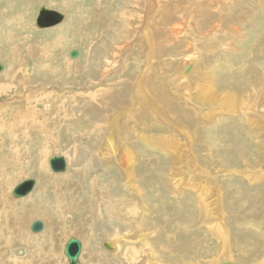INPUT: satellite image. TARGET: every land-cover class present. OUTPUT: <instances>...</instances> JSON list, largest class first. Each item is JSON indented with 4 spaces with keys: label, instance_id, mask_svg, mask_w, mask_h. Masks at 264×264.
Instances as JSON below:
<instances>
[{
    "label": "rangeland",
    "instance_id": "obj_1",
    "mask_svg": "<svg viewBox=\"0 0 264 264\" xmlns=\"http://www.w3.org/2000/svg\"><path fill=\"white\" fill-rule=\"evenodd\" d=\"M18 1L5 0L0 4V54L8 57L14 39H26L27 47L21 48L17 62L31 67L23 76L30 75L31 71L37 78L32 83L14 82L18 88L0 96V201L3 205L2 208L0 204V264H14L7 258H12L15 251L27 248L25 243L18 242L20 238L31 242L29 255L21 264H68L63 252L70 238H77L82 243V264H92L95 257V264H122L121 254L104 248L103 243L110 240L119 244L122 253L130 248L144 251L136 264H160L159 259H162V264H204L222 247L220 242L217 244L211 238L209 226L213 222L219 226L216 229L227 232L224 224L231 220L229 213L234 212L242 217V221L236 219L227 226L231 233L238 235L232 242L238 240L243 245L248 238L260 245L253 251H241L244 254L236 249L233 260L222 259L214 264H264V184L249 189L246 179L232 178L223 173L229 168L241 172L249 168L254 176L262 171L264 0H236V5L232 6L234 10L224 11L221 16L217 12L220 8L226 10L223 0H150L153 19L149 23L145 16L148 0H72V7L71 0H44V4L40 0L30 17L35 15L36 18L39 8L44 5L65 16L59 25L42 30L37 29L35 22L31 23L28 17L25 20L30 24L18 19L9 24L14 16L24 12L25 6L33 4L32 0ZM5 7L8 15H3ZM13 7L11 11L9 8ZM167 11L174 19L166 29ZM203 14L206 16L201 18ZM17 20L18 23L14 24ZM180 22L185 24L184 29L191 38L185 34H173L172 27ZM215 23L220 26L213 34L211 30ZM52 31L49 38L43 36ZM163 32H166L164 36L159 35ZM39 37H44L45 42L58 41L53 45L49 43L54 53L53 58L46 62L49 70L45 73L34 71L38 61H27L26 56L28 47L35 45ZM71 49L80 52L79 57L73 60L76 64H72V68L69 67L71 62H67ZM190 63L195 65L192 79L182 81L181 76ZM0 64L10 68L15 61L0 57ZM4 75L6 73H0V77L6 80L2 77ZM98 89L118 91L94 99ZM38 90L56 94L55 101L50 99L55 109L63 100H69L68 111L55 118L52 108L48 115L44 111L48 101L41 98V101H36L37 111L31 113L29 97ZM225 92L227 102L224 106L223 103L219 105ZM81 93L84 98H79ZM168 102L174 108V116H171ZM48 104L49 108L53 106L50 102ZM116 115H120L118 126L114 121ZM210 120L213 122L208 123ZM251 121L256 129L248 125ZM98 125L99 130L96 128ZM248 126L254 134L249 132ZM86 130L90 131L86 134ZM25 131L30 138H26ZM142 134L157 142L162 140L160 143L165 141L166 144L161 145L166 150L170 144L172 146L167 153H155L147 145L139 144L136 141L138 137L134 138ZM56 139L58 144L54 143ZM70 149L77 150L74 157L69 153ZM126 149H131L134 159L137 155L135 170L143 174L141 182L140 176L137 180L132 176L130 180L127 176L129 172L127 174L126 170L130 171L131 167L124 155ZM168 153L182 157V161H177V167L173 163L171 168ZM68 154L70 165L67 173L54 174L48 167V159L54 155L68 157ZM27 179L37 180L39 194L34 196L32 192L30 196L35 203L22 206L26 212L14 217L18 210L15 202L27 200L29 196L15 200L12 191ZM138 183L142 184L144 196L140 195ZM191 185L197 186V191H191ZM174 188L182 194H177ZM93 194L100 198L104 195L108 205L94 201L91 198ZM220 194L226 203H221ZM195 196H199L203 203L207 202L206 207L199 205ZM231 199H234L233 205ZM130 202L138 206L134 205L135 216L127 212L126 206ZM9 203L13 206L10 207ZM198 205L204 208L202 217ZM143 213L148 214L144 216ZM68 217L72 219L73 226H67ZM126 217H132L134 221L129 222ZM19 220L20 228L15 231L14 224ZM34 220H41L45 228L52 230L41 242L29 239L38 237L29 229ZM237 221L243 223L242 228ZM246 223L254 225L253 232L247 230L249 226ZM63 228H66L65 232ZM12 237H19L13 246L9 242L14 239ZM191 241H196L197 254L191 252L194 247L188 252L181 251L182 248L177 250L178 244L184 242L182 246L186 248L185 244L190 246ZM200 248L202 250L198 251ZM173 249L175 254H171Z\"/></svg>",
    "mask_w": 264,
    "mask_h": 264
},
{
    "label": "bare ground",
    "instance_id": "obj_2",
    "mask_svg": "<svg viewBox=\"0 0 264 264\" xmlns=\"http://www.w3.org/2000/svg\"><path fill=\"white\" fill-rule=\"evenodd\" d=\"M4 1L5 0H1V2H0V4L3 2L4 3ZM39 1L40 0H32V2H33V6L32 5H27V6H25V10H24V12H22L20 15L18 14L17 16H14L13 18H12V20L9 22V24L11 23V22H13V21H15L16 19H18V20H22V23H28V24H30V22H31V17L29 16V15H31V13L33 12V10H34V8H35V5L36 4H39ZM43 1L44 0H42V4H44L43 3ZM52 1V0H51ZM65 1V0H64ZM72 1V0H71ZM79 1V0H78ZM149 1L150 0H148V3H149ZM153 1V0H152ZM156 1V0H155ZM155 1H154V3H155ZM224 1V3H225V9L226 10H224V8H220V9H218V16H221L223 13H224V11H230V10H234V8H232V6H235L236 4H235V1L236 0H223ZM240 1H242V0H240ZM18 2H22V3H25L26 2V0H19ZM66 2V1H65ZM68 2V1H67ZM73 2L74 1H72V5H71V3H70V5H71V7L74 5L73 4ZM51 3V2H50ZM54 3V2H53ZM52 3V4H53ZM49 4V3H48ZM61 4V3H60ZM51 5V4H50ZM65 5H66V3H65ZM149 5V7L147 8L148 10L146 11V14H145V16H146V21H147V23H149V22H151L152 21V19H153V11H152V6H150V3L148 4ZM218 5V4H217ZM216 5V6H217ZM220 5V4H219ZM45 6V5H44ZM156 6V5H155ZM47 9H49V10H51L49 7H47V6H45ZM52 7V6H51ZM70 7V6H69ZM169 8V7H168ZM5 10V14H3V15H8L7 14V11H8V9H7V7H5L4 8ZM11 11L14 9V7L13 8H9ZM23 9V8H22ZM184 10V9H183ZM217 10V9H216ZM201 11V10H200ZM213 11V10H212ZM3 12V11H2ZM250 12V11H249ZM4 13V12H3ZM33 14V13H32ZM69 14V13H68ZM167 19H166V29L170 26V23H172V20L174 19L173 18V15L169 12V11H167ZM196 14V13H195ZM206 14V13H205ZM205 14H203V16L201 15L200 17L202 18V17H204V16H206ZM3 15H1V17L3 16ZM75 16V15H74ZM210 16V15H209ZM26 17H28L29 18V20H30V22H29V20L26 22V20H25V18ZM69 17H71V16H69ZM74 18V17H73ZM199 18V17H198ZM68 19V18H67ZM18 20L14 23V24H17L18 23ZM73 20V19H72ZM6 21V20H5ZM175 22V21H174ZM203 22H204V20H203ZM205 22H207L206 20H205ZM212 22V21H211ZM21 23V24H22ZM32 23V22H31ZM178 23V22H177ZM183 23V22H182ZM208 23V22H207ZM217 23V22H216ZM215 23V26H213L212 27V30H211V33H213L214 34V32H216V30L218 29V27L220 26V25H218V24H216ZM9 24H7V26L9 25ZM64 24V23H63ZM74 24V23H73ZM197 24V23H196ZM201 24V23H200ZM204 24V23H203ZM185 24H181V22H180V24H178V25H175L174 27H172V31H173V34L175 33L176 35H180V34H185L187 37H189V38H191V35L184 29L185 28V26H184ZM210 25V23L208 24V26ZM212 25H214V24H212ZM203 26V25H202ZM207 26V27H208ZM73 27V26H72ZM194 27H196V26H194ZM205 27V26H204ZM37 28V27H36ZM60 28V27H59ZM187 29H188V26L186 27ZM230 28V27H229ZM38 29V28H37ZM58 29V28H57ZM28 30V29H27ZM146 30V29H145ZM191 30V32H192V29H188V31H190ZM11 31V30H10ZM29 31V30H28ZM166 31V30H165ZM183 31H185L184 33H182ZM197 31V30H196ZM145 32H147V31H145ZM190 32V33H191ZM14 33H15V31H14ZM143 33V32H142ZM148 33V32H147ZM166 33V32H165ZM164 32L163 33H160L159 35H163L164 36V34H165ZM53 34V31H52V33H44L43 34V36H45V37H48L49 38V36H51ZM149 34V33H148ZM194 35V34H193ZM212 35V34H211ZM11 38H13L14 39V36L13 35H11L10 36ZM62 37H63V35H62ZM148 39H149V36L147 37ZM146 38V39H147ZM198 38V37H197ZM4 39V38H3ZM8 39V38H7ZM145 39V38H144ZM193 39H194V41H197L194 37H193ZM149 40H151V39H149ZM208 40V39H207ZM175 41V40H174ZM25 43H26V39H24L23 41L20 39L19 41L18 40H15L14 39V42H13V44H12V46H13V49L10 51V52H8L9 54H8V57L7 56H1L2 54H0V57H2V58H6V59H8V60H12L13 62L15 61V64H14V66H12V67H10V68H7L6 67V65L4 64H2L3 66H5L4 67V70L2 71L3 73H6V75H4V76H2V77H4L6 80H4V79H2L1 77H0V96H1V93H8V92H12L14 89H17L18 87H16V86H14V82H16L17 84H19V83H21V84H23V83H32V81H33V79L34 78H37L35 75H32L31 74V71H30V75H28V76H26L27 74H28V72H29V70L31 69V67H26L25 65H23L22 66V62H17L18 61V59H19V57H20V51H21V48H23V47H27V46H25ZM49 43L50 44H55V43H58V41L56 42L55 40L52 42V41H50V40H46V42H45V38L44 37H39V40L36 42V44L35 45H33V46H29L28 47V49H27V61H28V59H34V60H37L38 62L36 63V65L34 66V68H33V70L34 71H41V72H43V73H45V72H47L49 69L48 68H46V62H49L52 58H53V53H54V51L49 47ZM196 43V42H195ZM65 44V43H64ZM196 46V45H195ZM78 50V49H77ZM70 52V51H69ZM80 53V52H79ZM21 55H22V53H21ZM69 56V55H68ZM24 59V58H23ZM66 59H67V56H66ZM24 62H25V59H24ZM23 62V63H24ZM67 62H71V65L69 66L70 68H72L74 65H72V64H76V62H74L73 60H71L70 59V56H69V59L67 60ZM69 65V64H68ZM190 65H192V70H191V72L190 73H188V75H185V73L183 72V74H182V76H181V80L182 81H187V80H189V78L191 77V75L194 73V71H195V65H194V63H190V64H188L187 65V68L190 66ZM229 66H230V64H229ZM46 69V70H45ZM185 71V70H184ZM247 73V72H246ZM23 74H26V75H24L23 76ZM236 76V75H235ZM190 79H192V78H190ZM224 83H225V81H224ZM54 84V83H53ZM20 87H23V85L22 86H20ZM111 89V88H110ZM114 89V88H113ZM216 89V88H215ZM227 89V88H226ZM44 90V89H43ZM217 90V89H216ZM215 90V91H216ZM224 90V89H223ZM24 91V90H23ZM118 90H115V91H111V90H105V89H98L97 91H95V93H94V95H93V97H94V99H99L100 97H103V96H110L112 93H115V92H117ZM218 91V90H217ZM178 92V91H177ZM17 93V92H16ZM31 96L29 97V99H30V102H31V105H32V107H31V113H35L36 111H37V106H35V105H37L38 103H36V101H41V98L42 99H46L47 101H48V103L50 102V105H53V103H52V101L50 100V99H52L53 98V100L55 101V99H56V94L55 93H53V92H51V93H44V92H42V91H37L36 93H32V94H30ZM89 95V94H88ZM176 96V95H175ZM91 97V94H90V96H88V98H90ZM223 97V98H222ZM222 97H221V100H219V105H222V103H223V106L226 104V102H227V93L225 92L223 95H222ZM23 98V97H22ZM38 98V99H37ZM55 98V99H54ZM79 98H84V95L81 93L80 95H79ZM133 98H136V96H133ZM34 100V101H33ZM60 101H62V100H60ZM69 100H67V101H62V102H60L61 103V105L59 106V108L58 109H55V107H54V105L51 107L50 106V108L48 107V103L47 104H45V109L46 110H44L46 113H48V115H49V112H50V109H52V108H54V110L55 111H53V112H55L53 115H54V117L55 118H59V116L61 115V113L63 112V111H68V107H67V102H68ZM169 103V102H168ZM16 104V103H15ZM170 104V106H171V103H169ZM23 105V104H22ZM167 105V104H166ZM24 106V105H23ZM212 106V105H211ZM9 107H10V105H9ZM170 108V107H169ZM254 108V107H253ZM14 109V108H13ZM19 109V108H18ZM15 110V109H14ZM21 110V109H20ZM155 110V109H154ZM171 110H172V114L173 115H171V114H169V115H171V116H174L175 115V113H174V108H173V106H171ZM133 111V110H132ZM52 112V111H51ZM232 113H233V111H231ZM251 112V111H250ZM130 113V112H129ZM128 113V115H130ZM214 113V112H213ZM212 113V114H213ZM235 113V112H234ZM119 114H121V113H119ZM132 114V113H131ZM134 114V113H133ZM248 114H251V113H248ZM252 114H254V113H252ZM0 115H1V112H0ZM127 114L125 115V116H128ZM131 116V115H130ZM130 116L128 117V119L130 118ZM135 116H136V114H135ZM120 117V115L118 116V115H116V117L114 118L115 120L114 121H116L118 124H116V123H114V124H116V126H118L120 123H119V120L118 119H120L119 118ZM124 117V116H123ZM142 117V116H141ZM122 118V117H121ZM207 118H209V116L207 117ZM263 118V120H264V117H262ZM176 119V118H175ZM210 119H212L213 121H214V117L213 116H210ZM2 120V119H1ZM140 120V119H139ZM177 121H179L178 119H176ZM212 120H210V122H208V123H212L213 121ZM128 121V120H127ZM127 121L125 122V123H127ZM208 121V120H207ZM143 122V121H142ZM4 123V122H3ZM181 123V122H180ZM254 122H250L248 125L249 126H251L253 129H256V127H254L252 124H253ZM24 124V123H23ZM21 125V124H20ZM248 126V129H249V132L251 133H253V130L251 129V127H249ZM98 130H99V125L96 127ZM185 129V128H184ZM36 130V129H35ZM93 130H95V129H93ZM90 130H86V134L89 132ZM96 131V130H95ZM94 131V132H95ZM26 132V131H25ZM250 133H249V135H250ZM97 134V133H96ZM254 134V133H253ZM14 135L16 136L17 135V133H14ZM24 135V134H23ZM25 136H26V138H30V136H29V134H28V132H26L25 133ZM91 137V136H90ZM136 137H138L137 139H136V141L139 143V144H143V145H147L148 147H149V149L151 150V151H153V152H155V151H158V152H160V151H163V152H165V153H167L168 152V149L172 146V144H170L169 145V147H168V149L166 150L165 149V147L163 146V145H161V144H166V142L164 141V143H160V141H162V140H160L159 142H157L156 140H154V139H152V138H150L149 136H145V135H136V136H134V138H136ZM98 140V139H97ZM169 140V139H168ZM172 140V139H171ZM14 141H15V139H14ZM173 141V140H172ZM175 141H176V139H175ZM238 141V140H237ZM177 142V141H176ZM242 142V141H241ZM54 143H56V144H58V139H56V140H54ZM164 144V145H165ZM174 144V143H173ZM177 145V144H176ZM176 145H174V147H176ZM57 146V145H56ZM166 147V148H167ZM179 147V146H178ZM130 148H131V146H130ZM145 148V147H144ZM147 148V147H146ZM180 148V147H179ZM97 149V148H96ZM180 150V149H179ZM76 152H77V150L76 149H70L69 150V153L71 154V156L72 157H74L75 155H76ZM116 152V151H115ZM125 153H124V155L126 156V162H127V164H128V166H130L131 168H130V171L129 170H126V172H127V174H128V172H129V174L127 175L128 177H130V180H131V176H132V178H133V180L136 178V180H137V178H138V176H140V182H141V179H142V175H140L135 169H136V167H137V163L138 162H136L135 161V159H136V156L137 155H135V159H134V157H133V155L131 154V149H126L125 151H124ZM187 152V151H186ZM134 153V152H133ZM156 153V152H155ZM182 153V152H181ZM189 153V152H188ZM118 154V153H117ZM146 154H147V152H146ZM161 154V153H160ZM169 154V153H168ZM184 154V153H183ZM170 155V154H169ZM68 157H64V158H66V161H67V170H68V168H69V165H70V158H69V154L67 155ZM171 156V155H170ZM42 157V156H41ZM97 157V156H96ZM176 157L178 158V160H176ZM51 158V157H50ZM49 158V159H50ZM107 158V157H106ZM49 159H48V161H49ZM40 160V159H39ZM69 160V161H68ZM72 160V159H71ZM198 160V159H197ZM144 161V160H143ZM177 161L178 162H180V161H182V157L180 156H177V155H172L171 156V168H172V164L173 163H175V167H177ZM199 162H200V160H198ZM244 161V160H243ZM26 162V161H25ZM74 163V162H73ZM141 163H142V161H141ZM191 163H193V162H191ZM72 164V163H71ZM135 164H136V166H135ZM195 164H196V162H195ZM200 164V163H199ZM49 165V164H48ZM197 165V164H196ZM247 165V164H246ZM96 166V165H95ZM193 166V165H192ZM199 166V165H198ZM43 167H44V164H43ZM49 167V166H48ZM194 168H195V166H194ZM201 168V167H200ZM232 168V167H231ZM249 169V168H248ZM247 168H246V170L245 171H243V172H241L239 169L238 170H230V168H229V170L226 172V171H224L223 173L224 174H226V175H228V176H230L231 175V177L233 178V177H236V178H238L239 177V179L240 178H242V179H246V181H247V187L250 189V188H255V187H259V186H262L261 184H264V170L262 169V171L260 170V171H258L257 172V174L254 176V174H252V172H251V170H248ZM173 170H174V168H173ZM256 170V169H255ZM139 171V170H138ZM141 171V170H140ZM200 171H202V170H200ZM211 171V170H210ZM210 171L208 172V173H210ZM174 172V171H173ZM186 172V171H185ZM185 172H184V174H185ZM196 172V171H195ZM67 173V172H66ZM171 173V172H170ZM201 173H203V172H201ZM259 173V174H258ZM65 174V173H64ZM171 174H174V173H171ZM204 174V173H203ZM57 175H63V174H57ZM177 175V174H176ZM176 175H174V176H176ZM205 175V174H204ZM204 175H201V176H203L204 177ZM68 176V178H69V176L70 175H67ZM173 177V176H172ZM178 177V176H177ZM206 177V176H205ZM215 177H217V176H215ZM228 178V177H227ZM100 179V178H99ZM202 178L200 177V180H201ZM219 179V178H218ZM94 180V179H93ZM175 180H177V179H175ZM182 181V180H181ZM192 181V180H191ZM195 181V180H194ZM206 181H208V180H206ZM85 182V181H84ZM96 182H97V179L95 180V181H93L92 182V185L93 186H95L96 185ZM177 182V181H176ZM184 182V181H183ZM199 182V181H198ZM205 182V181H204ZM220 182V181H219ZM188 183V182H187ZM190 183V182H189ZM192 183V182H191ZM206 183V182H205ZM38 184L39 183H37V180H36V185H35V187H34V189H33V193H32V195L34 194V196H35V194H39V192L38 191H40V187H38ZM139 184V183H138ZM201 184H202V182H201ZM244 184V183H243ZM179 185V184H178ZM195 185V184H194ZM194 185H191L190 186V188L189 189H191V191L192 190H195L196 189V187L197 186H194ZM197 185V184H196ZM230 185H232V184H230ZM93 186H91V188L93 187ZM103 186V185H102ZM130 186V185H129ZM176 186V185H175ZM188 186V185H187ZM199 186V185H198ZM206 186H207V184H206ZM233 186H235V185H233ZM97 187V186H96ZM95 187V188H96ZM221 187V186H220ZM180 188H181V186H180ZM42 189V188H41ZM44 189V188H43ZM175 189V188H174ZM185 189V188H184ZM222 189V188H221ZM224 189V188H223ZM222 189V190H223ZM93 190V189H92ZM102 190L104 191L105 190V188L103 187L102 188ZM131 190V189H130ZM134 190V189H133ZM138 190L141 192L140 193V195L141 196H144V190L142 189V184L140 183L139 185H138ZM176 190V192H177V194H182V192H180V190L179 189H175ZM174 190V191H175ZM179 190V191H178ZM132 191V190H131ZM173 191V192H174ZM187 191V190H186ZM195 191H197V190H195ZM219 191H221V190H219ZM203 192H205L204 190H203ZM132 193H133V191H132ZM196 193V192H195ZM205 193H207V192H205ZM223 193V192H222ZM91 194V193H90ZM102 194V193H101ZM31 195V196H32ZM206 195H208V194H206ZM219 195V194H218ZM221 195V194H220ZM225 195V194H224ZM29 196V199H27V200H24V201H21V202H19V203H17V202H15V201H13V202H15V204H14V206L18 209L16 212H15V214H14V217H18V216H20V215H22V214H24L25 212H26V210L27 209H25V210H22L21 209V207L22 206H27V205H31V204H34L35 203V199H33V197H31L30 196V194L28 195ZM37 196V195H36ZM91 196V195H90ZM140 196V197H141ZM222 196V195H221ZM114 197V196H113ZM196 198V201H197V203H199V205H202V204H206L205 202L203 203V201H202V199L199 197V196H195ZM203 197H206V196H203ZM202 197V198H203ZM91 198L94 200V201H98L99 202V204H101V205H104V206H107L108 204H107V202L105 201V199L106 198H104V195L102 196V198H100V197H96L95 196V194H93L92 196H91ZM221 198V203H226V201H225V198H224V196H222V197H220ZM219 198V199H220ZM24 199V198H23ZM204 199V198H203ZM16 200V199H15ZM18 200H22V199H18ZM135 200V199H134ZM208 200V199H207ZM122 201V200H121ZM137 202V201H136ZM147 202V201H146ZM215 202V201H214ZM228 202V201H227ZM123 203H124V201H123ZM122 203V204H123ZM0 204L2 205V202L0 201ZM139 204V203H138ZM137 204V205H138ZM231 204L233 205L234 204V199H231ZM9 205H10V207L11 206H13V203H9ZM69 205V204H68ZM134 205L136 206V204H135V202H134V204H131V202L126 206V208H127V212H128V214L129 215H131V216H135V210H134V208H136V207H138V206H136V207H134ZM199 205H198V207H199ZM207 205V204H206ZM206 205H205V207H206ZM209 205V204H208ZM74 206V205H73ZM77 206V205H76ZM144 206V205H143ZM203 206V205H202ZM204 207V206H203ZM203 207H199L200 208V210H201V212H200V215H201V217H202V213H203ZM222 207V206H221ZM2 208H3V205H2ZM89 208V207H88ZM87 208V209H88ZM145 208V207H144ZM66 209V208H65ZM79 209V208H78ZM82 209V208H81ZM100 209V208H99ZM86 210V209H85ZM95 210V209H94ZM145 210V209H144ZM207 210V209H206ZM73 211H75V210H73ZM81 211V210H80ZM90 211H91V209H90ZM93 211V210H92ZM209 211V210H208ZM142 212V211H141ZM145 212V211H144ZM207 212V211H206ZM224 212V211H223ZM72 213V212H71ZM91 213V212H90ZM95 213V212H94ZM98 213V212H97ZM235 213L236 212H234V213H229L230 215H231V220L229 221V222H226L225 224H224V228L227 230V232L225 231V232H223L222 230H220V229H216V227L218 228L219 226L217 225L216 226V224H214L213 222H212V226H209L210 225V223H209V225H205L206 227H208L209 226V232L211 233V235H212V239L214 238V240L216 241V243L218 244V242H220L221 243V245H222V247H221V249H220V251H219V253L218 254H216L215 256H212V257H210V258H212V259H208L204 264H214V262H219V261H221L222 259H224V260H228V259H230V260H233V257H235V255H234V253H236V251H234V250H239L240 252L241 251H245V250H252L253 251V249H258V246L260 245V244H258V242H254L253 240H248V238H247V241H246V244L245 243H243V245H241V244H239L238 243V240H237V242L235 241L234 243L232 242V240H233V238H235L236 236H238V235H235L236 233H231V231L229 230V228L227 227L228 225H230L231 224V221H233V222H235L236 221V219L237 220H241L242 221V217H239V216H236L235 215ZM103 214V213H102ZM101 214V215H102ZM138 214V213H137ZM147 214L148 213H143V215L144 216H147ZM106 215V214H105ZM219 215H221V214H219ZM84 216H86V215H84ZM138 216V215H137ZM199 216V215H198ZM91 217H93V216H91ZM208 217V216H207ZM97 218H99V216L97 217ZM101 218V217H100ZM99 218V219H100ZM127 218V217H126ZM135 218H137V217H135ZM106 219V218H105ZM128 219V218H127ZM132 217L131 218H129L128 220H129V222L130 221H132ZM202 219V218H201ZM127 220V221H128ZM34 221H37V220H34ZM33 221V222H34ZM41 221V220H40ZM47 221V220H46ZM103 221V220H102ZM134 221V220H133ZM132 221V222H133ZM32 222V223H33ZM49 222V221H48ZM31 223V224H32ZM51 223V222H50ZM49 223V224H50ZM79 223V222H78ZM77 223V224H78ZM206 223V222H205ZM237 223L239 224V227H241L242 226V224L243 223H240V222H238L237 221ZM66 224H67V226L69 227V226H71L72 225V219L70 218V217H68L67 218V220H66ZM80 224V223H79ZM122 224V223H121ZM20 225H21V222H20V220L18 221V223L15 225L14 224V226H15V231H17L19 228H20ZM46 225H47V223H46ZM215 225V226H214ZM245 225H248L247 227V230H251L252 232H253V229H254V225L253 224H248V223H246ZM73 226V225H72ZM53 226H51V228H52ZM57 227V226H56ZM132 227V226H131ZM239 227H238V229H239ZM251 227V228H250ZM48 227H46L45 228V225H44V228H43V230H44V232H40V234H42L43 233V235H41V237H40V234L39 233H32L31 232V229H30V232L32 233V234H35V235H38V237L37 238H33V236L32 237H30L29 239L30 240H32V241H34V242H41L43 239L42 238H44V236L50 231V232H52V230L51 229H47ZM50 228V227H49ZM58 228V227H57ZM116 228V227H115ZM242 228V227H241ZM250 228V229H249ZM54 229H55V227H54ZM64 229V228H63ZM83 229V228H82ZM221 229H223V226H222V228ZM58 230V229H57ZM74 230V229H73ZM201 230H203V229H201ZM216 230H218V232H215ZM60 231V230H59ZM66 231V228L64 229V232ZM81 231V230H80ZM114 231V230H113ZM120 231V230H119ZM119 231H118V233H119ZM63 232V233H64ZM79 232V231H78ZM127 232V231H126ZM70 233V232H69ZM76 233V232H75ZM74 233V234H75ZM117 233V234H118ZM131 233V232H130ZM138 234L140 233V232H137ZM136 233V234H137ZM227 233V234H226ZM250 233V232H249ZM59 234H61V233H59ZM132 234H134V233H132ZM155 234V233H154ZM58 235V234H57ZM56 235V236H57ZM143 235V234H142ZM146 235V234H145ZM145 235H143V236H145ZM209 235V234H208ZM234 235V236H233ZM52 236V235H51ZM54 236V235H53ZM119 236V235H118ZM121 236V235H120ZM125 236V235H124ZM130 236V235H129ZM134 236V235H133ZM149 236V235H148ZM203 236V235H202ZM225 236V237H224ZM232 236V237H231ZM255 236V235H254ZM257 236V235H256ZM39 237H40V241H38L39 240ZM61 236H59V238H60ZM116 237V236H115ZM127 237V236H126ZM146 237V236H145ZM199 237V236H198ZM243 237V236H242ZM12 238H14V239H12V241H9L10 242V244L13 246V245H16L15 244V241H16V239H18L19 237H12ZM47 238V237H46ZM55 238H57V237H55ZM65 238V237H64ZM195 238H196V236H195ZM210 238V239H211ZM42 239V240H41ZM71 239V238H70ZM77 239V238H76ZM117 239V238H116ZM116 239H114V240H116ZM124 239H127V238H125L124 237ZM135 239V238H134ZM143 239V238H142ZM187 239V238H186ZM61 240H63V239H60V241ZM119 241H121L120 239H118ZM136 240V239H135ZM188 240V239H187ZM186 240V241H187ZM244 240H246V239H244ZM260 240V239H259ZM23 240V238H20L19 240H18V242L20 243V244H23V243H25L26 245H27V248H25V249H19V250H17V251H15L14 252V256L12 257V258H7V260H8V262H13L14 264H21L22 263V261H24L25 260V258L29 255V251H28V248H29V244L31 243V242H29V241H24ZM125 241V240H124ZM143 241V240H142ZM213 241V240H212ZM59 242V241H58ZM66 242V241H65ZM110 242L111 243H113V246H112V244H110ZM110 242H108L113 248H114V250L115 251H113V253H116V254H121V262H122V264L123 263H126V264H136V263H138L139 261H140V259L142 258V256L145 254L144 253V251H141V250H139V249H135V248H130V249H128V250H126L125 249V253L123 252H121V248H120V246H119V244H117V243H114L113 241H111L110 240ZM122 242V241H121ZM127 242V241H126ZM125 242V243H126ZM146 242V241H145ZM240 242V241H239ZM61 243V242H60ZM132 243V242H131ZM135 243V242H134ZM157 243H158V241H157ZM164 243V242H163ZM184 243V242H183ZM182 243V244H183ZM189 243V242H188ZM219 243V244H220ZM47 244V243H46ZM182 244H178L177 245V250H179V248H182L181 249V251L182 250H187V252L188 251H190L193 247L195 248V250H191V252L193 253V254H197L196 253V247L195 246H197V244H196V241H191V245L190 246H187V244H185L186 245V248H183V247H185V246H182ZM262 244V243H261ZM4 245V244H3ZM51 245V244H50ZM97 245V244H96ZM143 245V244H142ZM145 245V244H144ZM152 245V244H151ZM220 245V246H221ZM229 245V246H228ZM10 246V245H9ZM19 246V245H18ZM162 246V245H161ZM163 246H165L164 244H163ZM6 247V246H5ZM57 247V246H56ZM151 247H154V246H151ZM88 248V247H87ZM161 248V247H160ZM159 248V249H160ZM203 248V247H202ZM202 248H200V249H198V251H200V250H202ZM4 249V248H3ZM84 249V248H83ZM83 249H82V252H83ZM151 249H153V248H151ZM162 249V248H161ZM41 250V249H40ZM89 250L91 251H93V249H90L89 248ZM157 250V249H156ZM155 250V251H156ZM20 251H22V253H20ZM146 251V250H145ZM148 251V250H147ZM152 251V250H151ZM160 251V250H159ZM166 251V250H165ZM81 252V253H82ZM86 252H87V250H86ZM89 252V251H88ZM87 252V253H88ZM94 252V251H93ZM93 252H91V253H93ZM100 252V251H99ZM109 252V251H108ZM167 252V251H166ZM184 252V251H183ZM161 252H159V254H160ZM165 253V252H164ZM176 253V250L175 249H173V251L171 252V254H175ZM83 254H84V252H83ZM192 254V255H193ZM241 254H244V253H242L241 252ZM88 255V254H87ZM94 255V254H93ZM92 255V256H93ZM101 255V254H100ZM99 255V256H100ZM81 256V255H80ZM157 256V255H156ZM156 256L154 257V258H156ZM85 257H88V256H86L85 255ZM259 257V256H258ZM2 258V257H1ZM89 258V257H88ZM90 258H92L91 257V254H90ZM157 258H159L158 256H157ZM95 259H96V257H95ZM94 259V260H95ZM35 260V259H34ZM33 260V261H34ZM41 260V259H40ZM60 260H61V258H60ZM81 260V259H80ZM94 260L92 261V260H90V261H92V264H93V262H94ZM152 260H155V259H152ZM5 261V260H4ZM38 261V260H37ZM68 261V260H67ZM5 262H7V261H5ZM4 262V263H5ZM7 262V263H8ZM34 262H36V261H34ZM81 262V261H80ZM96 262V261H95ZM95 262H94V264H95ZM108 262V261H107ZM209 262V263H208ZM3 263V262H2ZM103 263V262H102ZM112 263V262H111ZM159 263L160 264H162V259H159ZM183 263H185V262H183ZM221 263V262H220ZM41 264H42V262H41ZM61 264H62V262H61ZM101 264V263H100ZM104 264V263H103ZM147 264V263H146ZM156 264H158V263H156ZM165 264V263H164ZM177 264H182V263H177ZM187 264V263H186ZM188 264H190V263H188ZM199 264V263H198Z\"/></svg>",
    "mask_w": 264,
    "mask_h": 264
},
{
    "label": "water",
    "instance_id": "obj_3",
    "mask_svg": "<svg viewBox=\"0 0 264 264\" xmlns=\"http://www.w3.org/2000/svg\"><path fill=\"white\" fill-rule=\"evenodd\" d=\"M65 19V16L55 10H49L45 6L39 8L38 15L36 17L35 26L39 29H47L50 27H54L62 23ZM72 60L77 59L79 57V51L74 49L69 54ZM4 70V66L0 64V73ZM192 70V65H190L184 71L185 74L190 73ZM49 167L50 170L54 174H64L67 172V161L63 156H52L49 159ZM262 169L264 170V161L262 164ZM36 185L35 179H27L20 184H18L12 191V197L14 199H22L27 197L33 191ZM44 223L40 220L34 221L31 224V232L32 233H40L43 231ZM103 246L108 251H114V248L108 243L104 242ZM82 252V243L76 239L71 238L65 245L64 248V256L68 260V264H82L80 262V255ZM22 253V251H20ZM221 264H238V263H221Z\"/></svg>",
    "mask_w": 264,
    "mask_h": 264
},
{
    "label": "crops",
    "instance_id": "obj_4",
    "mask_svg": "<svg viewBox=\"0 0 264 264\" xmlns=\"http://www.w3.org/2000/svg\"><path fill=\"white\" fill-rule=\"evenodd\" d=\"M51 10H52V9H51ZM34 19H36V18H35V15H32V17H31V21H32V22H35ZM29 35L32 37V34H31V33H30ZM30 41H31V40H30ZM72 50H74V49H71V51H72ZM71 51H70V52H71Z\"/></svg>",
    "mask_w": 264,
    "mask_h": 264
}]
</instances>
